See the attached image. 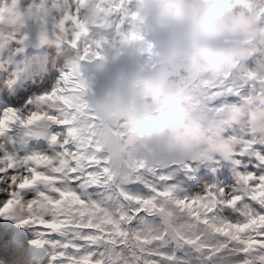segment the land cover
I'll return each instance as SVG.
<instances>
[{
  "label": "snow or ice",
  "instance_id": "1",
  "mask_svg": "<svg viewBox=\"0 0 264 264\" xmlns=\"http://www.w3.org/2000/svg\"><path fill=\"white\" fill-rule=\"evenodd\" d=\"M83 3L51 5L60 43L77 58L50 92L29 101L31 107L0 118V219L31 231L34 264H264V142L241 143L235 157L251 159L236 186L189 195L177 176L198 160L116 170L91 138L71 133L86 88L80 61L99 56L112 33L123 41L140 38L133 0H96L108 14L103 22L84 19ZM17 4L0 9V19L17 13ZM247 74L241 69L242 81ZM216 90L242 96L232 84ZM52 127L51 153L19 154L27 137Z\"/></svg>",
  "mask_w": 264,
  "mask_h": 264
},
{
  "label": "clouds",
  "instance_id": "2",
  "mask_svg": "<svg viewBox=\"0 0 264 264\" xmlns=\"http://www.w3.org/2000/svg\"><path fill=\"white\" fill-rule=\"evenodd\" d=\"M261 8L264 0H133L140 38L123 41L112 33L99 56L80 61L86 88L71 133L91 138L116 170L137 162L163 168L231 161L242 142H264ZM82 15L108 19L96 0H84ZM28 24L41 46L59 49L63 33L47 0H31L0 19L13 32ZM241 69L248 73L243 81ZM228 84L242 96L230 101L232 93L216 90Z\"/></svg>",
  "mask_w": 264,
  "mask_h": 264
},
{
  "label": "rangeland",
  "instance_id": "3",
  "mask_svg": "<svg viewBox=\"0 0 264 264\" xmlns=\"http://www.w3.org/2000/svg\"><path fill=\"white\" fill-rule=\"evenodd\" d=\"M0 258H3V257L0 256Z\"/></svg>",
  "mask_w": 264,
  "mask_h": 264
}]
</instances>
